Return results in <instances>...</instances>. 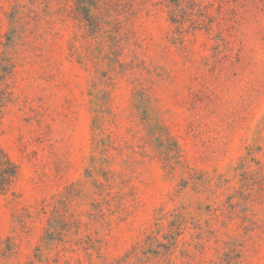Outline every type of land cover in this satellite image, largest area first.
Returning a JSON list of instances; mask_svg holds the SVG:
<instances>
[{
  "label": "clouds",
  "instance_id": "9594fccd",
  "mask_svg": "<svg viewBox=\"0 0 264 264\" xmlns=\"http://www.w3.org/2000/svg\"><path fill=\"white\" fill-rule=\"evenodd\" d=\"M0 264H264V0H0Z\"/></svg>",
  "mask_w": 264,
  "mask_h": 264
}]
</instances>
